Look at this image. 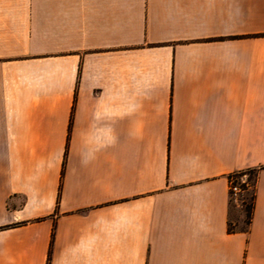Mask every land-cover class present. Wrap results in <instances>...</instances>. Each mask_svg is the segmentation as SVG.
I'll list each match as a JSON object with an SVG mask.
<instances>
[{"label": "crops", "instance_id": "1", "mask_svg": "<svg viewBox=\"0 0 264 264\" xmlns=\"http://www.w3.org/2000/svg\"><path fill=\"white\" fill-rule=\"evenodd\" d=\"M0 264H264V0H0Z\"/></svg>", "mask_w": 264, "mask_h": 264}, {"label": "trees", "instance_id": "2", "mask_svg": "<svg viewBox=\"0 0 264 264\" xmlns=\"http://www.w3.org/2000/svg\"><path fill=\"white\" fill-rule=\"evenodd\" d=\"M246 174L247 178L244 182L240 181V177L242 175ZM235 181L240 182V186L242 189V192L240 193V199H242L241 203V209L245 213V223L246 226L242 228H233L231 225H229V230L231 231H247L248 226L251 223L252 218V211L254 207V200H255V183H256V171L253 169H246L242 171L235 172L234 175Z\"/></svg>", "mask_w": 264, "mask_h": 264}, {"label": "built area", "instance_id": "3", "mask_svg": "<svg viewBox=\"0 0 264 264\" xmlns=\"http://www.w3.org/2000/svg\"><path fill=\"white\" fill-rule=\"evenodd\" d=\"M231 175H234V173L231 174ZM246 178H247V176H246V174H244V175H242L240 177V181L244 182L246 180ZM229 182H230V196H231V199L234 198L235 200H238V198L240 196V193L242 192V189H241V186H240V182H238V179H237V181H235L234 176L230 177Z\"/></svg>", "mask_w": 264, "mask_h": 264}, {"label": "rangeland", "instance_id": "4", "mask_svg": "<svg viewBox=\"0 0 264 264\" xmlns=\"http://www.w3.org/2000/svg\"><path fill=\"white\" fill-rule=\"evenodd\" d=\"M231 203H232V209L233 210H238L241 207V203H242V199H240V197L238 198V200H235L234 198L231 199ZM244 212V211H243ZM237 213V212H236ZM245 215V213H244ZM235 222V223H234ZM231 223V226L233 228H242V227H245L246 226V223L245 222H239L237 219H235V221Z\"/></svg>", "mask_w": 264, "mask_h": 264}]
</instances>
